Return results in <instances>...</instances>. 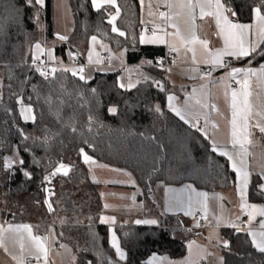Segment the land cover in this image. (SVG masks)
<instances>
[{
	"label": "trees",
	"instance_id": "16d2710c",
	"mask_svg": "<svg viewBox=\"0 0 264 264\" xmlns=\"http://www.w3.org/2000/svg\"><path fill=\"white\" fill-rule=\"evenodd\" d=\"M136 1L117 0L121 9L117 27L126 31L125 37H121L111 31L106 12L95 11L90 0H68L73 29L68 39L62 41L55 30L53 0H44L43 6L36 5L34 0L31 5L27 0H0V28L3 29L0 32V82L3 85L0 88L3 93L0 98V139L4 141L0 146V200L5 204L6 201L17 203L21 198H28L34 215L41 214L42 223L49 221V213H59L65 225L62 241L73 249L81 248L79 264H106L99 258L103 252H112L108 246V231L98 222L102 208L98 185L88 175L79 153L81 147L94 161L127 171L144 194H150L166 180L176 185L189 182L210 191L228 190L235 180L226 160L212 152L208 141L165 109V92L152 83L163 77V70L154 66L144 68L140 82L128 90L119 87L118 71L98 72L85 83L71 71H58L54 79L50 76L45 80L32 67L33 46L37 42L52 46L61 64H67L71 56L83 64L86 46L92 36L108 43L115 51L130 47L132 36L142 30L137 20ZM228 2L237 13L233 17L236 22L250 23L252 8L259 0ZM108 10L114 12V8ZM260 50L264 51V45ZM249 60L258 65L264 61V56L246 57L240 63ZM10 71L12 80L8 79ZM144 75L152 79L145 82ZM26 76L28 83L24 85L23 93L25 98L33 96L36 123H25L20 119L15 97L10 98L8 85L19 93L20 81ZM32 85L42 96L51 93L52 111L43 99L36 100ZM92 89H96L95 94ZM81 95L83 98L78 100ZM58 97L63 99L62 105L55 103ZM157 104L162 115L150 110ZM113 106L117 108V114H109L108 108ZM5 108L13 110L10 116L5 115ZM89 115L94 117L91 125ZM13 121L29 137L35 138V142L23 140L12 127ZM45 136L47 143L43 142ZM13 145L19 146V157L25 160L23 167L31 174V179L23 175L18 165H14L11 176L2 170V157L13 155ZM25 148L30 150L26 152ZM155 160L159 161L156 166L160 170L149 178ZM60 163L69 165L71 170L67 177H56V191L49 199L54 210L49 212L39 185ZM257 181L254 179L250 186V197L256 194ZM149 188L152 191L149 192ZM2 212L12 222L23 220ZM180 223L182 221L176 216H165L159 226H137L129 235L120 236L126 258L118 264H144L153 253L171 258L184 255L187 242L195 233L181 229ZM223 233L229 242V247L221 249L224 264H264V253L249 244L244 232L225 230Z\"/></svg>",
	"mask_w": 264,
	"mask_h": 264
},
{
	"label": "crops",
	"instance_id": "0c3cea01",
	"mask_svg": "<svg viewBox=\"0 0 264 264\" xmlns=\"http://www.w3.org/2000/svg\"><path fill=\"white\" fill-rule=\"evenodd\" d=\"M66 6L69 8V18L68 22L65 24V28L61 30L56 27L55 20V2L53 0V15H54V24L56 34L68 36L73 29V20L70 12V7L68 4V0ZM91 1V0H90ZM137 20L141 26V32L143 31L146 35H151L149 32L153 27V22L160 23L157 16H149L148 15V5L152 4V11L157 13L159 11L167 12V7L164 6L163 3L159 4L157 7V0H144L143 11L141 10L140 0H137ZM92 5V4H91ZM110 7V6H109ZM115 12V9H114ZM113 12V13H114ZM57 22H62L63 16L56 13ZM59 16V18H58ZM120 17V16H119ZM117 18V20L119 19ZM233 19V17H230ZM141 19L144 20V23H141ZM117 20L115 24L117 26ZM234 20V19H233ZM235 21V20H234ZM253 23V20L250 23ZM197 35L200 39L207 40L209 42L210 49H217L223 47V39L218 34V30L216 28L215 22L212 18H205L204 20H200L197 18ZM112 26V25H111ZM180 26L183 34L188 37L190 36V25L185 24L182 20L180 21ZM120 31L126 32L124 29H120ZM167 31H172V29H167ZM255 32V29L253 30ZM119 35L118 33H116ZM141 34V33H140ZM140 34L136 36H132L130 47H123L120 50H113L111 46L102 41L97 37V42L93 43L91 38L89 39L86 46V55L84 56L83 65L84 71L86 73V78L91 79L98 72H114L118 71V85L120 83H124L127 85L129 81L137 85V81L140 80L142 75V70L144 68L153 66V59L155 56L164 54L166 50H169L168 43L163 44H141L139 42ZM158 35H163L162 32H158ZM120 36V35H119ZM125 37V36H121ZM253 40H259L258 34L252 36ZM45 50H51L54 59L50 60L49 57L44 54L40 55V59H43L48 64H61L55 56V52L52 46L41 45ZM106 46V47H103ZM197 49V60L198 63L193 64L191 62V53H185L184 50H181L180 56H177L176 53V64L174 66L168 67L163 72V77L161 79H157L163 83L165 87V97H164V107L167 111V95L174 94L177 97L175 103L177 105H183L186 95L191 94L193 88L197 89V94L199 95V89L202 84L208 86L207 90L211 92L210 97L208 98V103L210 105H216L217 111H211V109H204L209 113V124H208V136L214 139L217 143L222 145L226 150L232 152L234 155L240 153V155L236 156L237 163L240 162V159L243 158L248 165L249 171L252 173L250 176V182L248 186L247 199L250 203H255L258 205H264V195H261L257 191L255 196L250 197L249 189L254 179L258 180L257 185L264 181L260 179L261 170L264 169V134L260 133L258 128H251L252 136L250 140L252 141L250 144L246 145V152L248 155L244 156L243 152L245 150H241L239 147L233 148L230 140V125L229 121L231 119V110L229 108V101L226 100L224 96V86L219 83H213V81H219L221 78H224L225 83L237 87L234 81H231L226 76V73L232 67H253L259 69L262 63L258 65L249 64V61L246 63H240V60H237L233 57H224L225 63L227 67H217L215 71L211 73L210 77L206 79H200V74L196 72L190 71L191 68H198L200 72L204 73L205 68H211V65H204L202 61L204 59L203 51L199 44L194 45ZM92 52V62H89L88 54L89 51ZM107 52L109 54V65L102 66L95 61L97 59H101L102 54ZM186 56V62L183 59ZM111 58V59H110ZM246 58V57H245ZM243 59V58H242ZM152 63L149 64L148 62ZM171 69V71H168ZM195 77V78H191ZM127 89V88H122ZM129 90V89H128ZM251 91L253 93L251 100L255 111L264 112V103L257 101V94L264 100V90H261L258 87V82L255 77L251 80ZM170 112V111H169ZM172 113V112H171ZM174 114V113H172ZM175 115V114H174ZM176 116V115H175ZM179 118V117H178ZM254 118L250 123L254 124L256 122ZM200 127L204 126V119L201 118ZM215 123L218 125V128L212 129L211 125ZM187 125V124H186ZM189 126V125H188ZM190 127V126H189ZM192 128V127H191ZM196 130L195 128H192ZM200 133V132H199ZM201 134V133H200ZM202 135V134H201ZM203 136V135H202ZM204 137V136H203ZM205 138V137H204ZM206 139V138H205ZM208 143L211 145V141L206 139ZM219 151V150H218ZM218 154V152H215ZM219 155V154H218ZM220 156V155H219ZM223 157L229 169H231V164L227 160L226 157ZM83 161V157H82ZM88 175L92 182L97 184V190L100 195V200L102 204V208L99 214L98 222L100 225L105 226L108 231V246L112 250V252H103L101 254V258L99 261H105L107 258H111L115 263H122L124 260H118V257L115 255L114 249L111 248L109 243V228H112L117 237L120 240V236H127L131 233V230L137 226H159L160 223L164 220L165 216H176L180 218L182 223H180L181 229H186L193 231L195 233L194 237H192L186 245V250L184 255L171 258L166 254H156L158 257H167L170 261H180L189 256V244H192V259L197 261V264H221L222 253L221 249L224 247L223 242L228 241L227 237L224 235L223 231L225 230H233L238 231L236 228L228 226L229 223L241 224V218L243 213L239 208L240 198L236 192V185L234 184L228 190H219V191H210L205 189H199L194 186L192 183L184 182L181 184H172L170 181H164L160 184V187H156L154 191L150 194H144L139 186L136 184L134 179L132 180L128 175L123 174L122 172H110L109 174L103 173L102 169L97 172L96 175H92L89 168L91 166L96 167L94 163H85L83 161ZM233 172V171H232ZM234 173V172H233ZM235 176V173H234ZM57 178L51 182L50 189L55 194V184L57 183ZM122 181V182H121ZM135 182L134 184L132 182ZM235 181V180H234ZM186 185H191L196 192H205L208 194L207 204H208V213L207 216H204L202 211L201 215L204 216V220L200 221L195 218V216H186L182 210H167L165 209V187H171L175 189H184ZM189 194V190L185 189L183 195L187 196ZM47 195V194H46ZM46 195L43 196V200H45ZM173 194H169L171 196ZM133 196L135 197L133 199ZM54 197L52 195L50 198ZM108 207H105V205ZM2 205V204H1ZM47 206V205H46ZM4 207L3 210H0V226L7 229L9 225H21L28 224L32 227V231L36 235L40 236H48L49 240L47 241V249L48 256L47 261L48 264H79L78 263V254L81 248L73 249L67 243L62 241L61 237L64 235L62 229L64 228V224L61 222L62 216L59 213L51 214L49 213V221L42 223L40 221L41 214L38 213L34 215V212L31 210V205L28 201V198H21L17 203L7 202L2 205ZM9 207V211L7 208ZM48 207V206H47ZM6 208V209H5ZM35 208V207H34ZM156 210L154 213L150 212V209ZM31 210V212H30ZM5 211L9 214L16 215L18 217H22L23 220L18 222H12L8 220L7 214L3 213ZM151 215H150V214ZM114 217L115 223H101L100 217ZM220 217L219 224L217 223L216 217ZM239 217V219H237ZM146 219H156L158 221L157 224H137L135 221L137 220H146ZM259 217L256 218V222H254L253 227L258 229V221ZM199 222V226L195 227L194 224ZM51 229V231H49ZM246 234V231H242ZM23 243H24V251L22 253L20 247V237L17 233L14 232H5L4 234V247H0V264H16L15 261L11 259L12 256L20 257L23 255L24 264H44V259L41 254L40 261L35 260V250L32 247L31 242L28 240L27 233H23ZM248 242L251 245V238L248 237ZM194 242V243H192ZM64 245L65 247H61ZM252 246V245H251ZM255 249V248H254ZM89 264V262L87 263ZM91 264H94L91 262ZM96 264V263H95ZM157 264H166L164 261H158ZM224 264V263H223Z\"/></svg>",
	"mask_w": 264,
	"mask_h": 264
},
{
	"label": "snow or ice",
	"instance_id": "6c2138e0",
	"mask_svg": "<svg viewBox=\"0 0 264 264\" xmlns=\"http://www.w3.org/2000/svg\"><path fill=\"white\" fill-rule=\"evenodd\" d=\"M29 5L33 4V0H27ZM36 5H44V0H34ZM163 3L167 7L168 11H159L158 14L152 11V4L148 5V15L157 16L160 23L153 22V27L151 29V35H146L143 31L140 34L139 42L141 44H163L168 43L169 51L171 53H176L177 56H180L181 50L183 49L185 53H191V62L193 64L198 63L197 60V49L194 45L199 44L204 55L202 62L204 65H211L207 76L204 73L200 72L198 68H191L190 71L200 74V79H206L211 76V73L215 71L217 67L223 68L227 67L224 57H233L237 60L250 57L253 55L264 56V51H261V46L264 45V0H259V3L252 8V20L253 23H239L231 19L230 17H236L237 13L230 5L228 0H157V7L159 4ZM92 8L95 11H104L109 16L107 23L112 25L111 31L118 33L120 36H125L123 31H120L116 26L115 21L121 14V9L117 4V0H91ZM141 10L143 11L144 0H140ZM109 6L115 9V12L109 11ZM197 18L204 20L205 18H212L215 22L218 34L223 39V47L217 48L215 50L209 48V42L207 40L200 39L197 35ZM183 21L185 24L190 25V36L186 37L180 26V21ZM141 23H144V20L141 19ZM172 29V31H167V29ZM255 29V32L253 31ZM3 29L0 28V32ZM158 32H162L163 35H158ZM258 34L259 40H253L252 36ZM60 40H67L68 37L64 35H59ZM91 41L93 43L97 42V37L92 36ZM34 52L32 53V65L35 66V71L39 73L40 76L44 77L45 80L49 79L51 76L55 78V74L58 71H71L73 76H76L78 73L79 79L87 83V78L82 74L84 69H57L43 67L47 62L40 60V55L46 54L50 60L54 59L51 50H45L42 48L41 44L37 42L34 46ZM106 47V46H103ZM39 53L40 55H37ZM89 62H92V52L89 51L88 54ZM111 59V58H110ZM186 62V56L183 58ZM39 61V65L37 62ZM96 63H101L100 59L95 61ZM149 64L152 62L149 61ZM162 65V61H160ZM173 63H176L174 58ZM252 63V60H249V64ZM171 71V69H168ZM143 75V74H142ZM226 76L229 80L234 81L237 85L236 88H231V85L225 83L224 78H221L219 81H213V83H219L224 86V96L226 100L230 97L229 108L231 110V119L229 121L230 125V140L233 148L239 147L241 150H245L243 155L246 156V145L250 144L252 141L250 137L252 136L251 128H258L259 132L264 134V112L255 111L256 107L251 97L253 95L251 91V80L253 77L256 78L258 82V87L261 90H264V64H261L259 69L253 67H232L226 73ZM195 78V77H191ZM9 80L14 79L11 71L9 72ZM151 77L146 75L143 76L145 82L151 80ZM140 81H137L139 83ZM28 83V77L26 76L24 80L20 81V92L12 91V85L9 84L10 98L15 97V104L17 105V111L19 112V117L25 123L29 122L36 123L37 117L35 115L34 106H33V96L29 95L25 98L23 93L24 85ZM153 85L157 87L161 92L165 91V87L160 81H152ZM2 82H0V88H2ZM120 88L132 89L136 87V84L129 81L127 85L124 83L119 84ZM208 86L202 84L199 89V95L197 94L198 90L193 88L192 93L186 95L183 105H177L175 101L177 97L174 94L167 95V107L168 110L174 113L180 120L185 124L189 125L192 128H195L196 131L200 132L206 139L211 141V150L212 152H218L220 156H224L231 164V169L235 173V185L236 192L240 198L239 208L242 213L247 215V224H235L229 223L228 226L236 228L238 231H246L247 236L251 238V245L258 252L264 253V205H258L255 203H250L247 199L248 186L250 182V176L252 173L248 169V165L243 158L240 159V162L237 163L236 156L240 155L237 153L234 155L232 152L226 150L222 145L217 143L214 139L208 136V124H209V113L203 111L204 109H211V111H217L216 105H210L208 103V98L211 95V92L207 90ZM33 94L36 97V100L39 101L43 99L44 103L49 106V110L53 109V98L51 93L48 96H42L40 91L36 88L35 85H32ZM93 94L96 93V89L91 90ZM2 91H0V98H2ZM81 95L77 99H82ZM257 101L264 103V100L257 94ZM57 105H62L64 103L62 98H57L55 101ZM127 103V102H126ZM59 111V108L56 109ZM157 114L162 115V109L159 104L155 105L153 109H150ZM11 108H5L4 113L7 116L12 114ZM116 107H109V114H117ZM204 119V126H199L200 119ZM254 118L256 122L254 124L250 123ZM89 124L94 120V117L89 115ZM7 124V121H4ZM103 126V125H101ZM12 127H15L19 135L23 140L27 141L35 138L29 137L22 128H19L15 121L12 122ZM212 129L218 128V125L212 123ZM75 131V129H73ZM91 131V128H89ZM141 135H144L141 133ZM48 137L43 138V142L47 143ZM3 139H0V146H3ZM88 144V141L84 142ZM93 147L92 145H89ZM162 147V146H160ZM30 149L25 148L24 151H29ZM219 150V151H218ZM80 155L83 157L85 163H94V160L89 156L84 147L79 149ZM39 163V161H36ZM159 163L158 160L153 162L152 172L148 173V177L158 172L160 169L156 166ZM25 160L22 157H19V146L13 145V155L3 156L2 157V170L11 176L14 165H18L19 169L22 171L23 175L31 179V174L24 170ZM70 171V166L60 163L53 171L49 172L43 177V181L47 184L51 183V178L57 173H63V175H68ZM114 171H122L119 169H114ZM125 175H130L125 172ZM261 181H264V169L260 173ZM122 182V181H121ZM135 183L134 181L132 182ZM160 187V185H157ZM258 191L261 195H264V182L257 185ZM185 189L189 190L187 196L183 195ZM44 191L47 193L44 200V204L48 206L49 212H52L53 206L49 201V197L54 195V192L45 187ZM148 191H152L151 188ZM165 209L167 210H182L186 216H195L196 211H202L204 216H207L208 213V204L207 198L208 194L205 192H196L191 185H186L184 189H175L171 187H165ZM169 194H173L169 196ZM135 197L133 196V199ZM105 207H108L106 204ZM259 217L258 229L253 227L256 218ZM217 223L220 222V217L217 216ZM239 219V217L237 218ZM101 223H115L114 217H100ZM64 223V221H61ZM137 224H151L155 225L158 223L156 219H146V220H137ZM195 227L199 226L197 221L194 224ZM51 231V229L49 230ZM5 232H14L17 233L20 237V247L23 253L24 243H23V233H27L28 240L31 242L33 249L35 250V260L40 261L41 254L44 259V264H48L47 256V241L49 240L48 236L36 235L32 231V227L28 224L21 225H9L7 229L0 226V247H4V234ZM109 243L112 249L115 250V255L118 257V260H124L126 258V253L121 246V242L112 228H109ZM194 243V242H192ZM224 247H229V242H223ZM61 247H65L61 245ZM189 256L180 261H170L167 257H158L155 253L144 262V264H157L158 261H164L166 264H197V261L192 259V244H189ZM11 259L16 262V264H24L23 255L20 257L12 256ZM91 264V262H89ZM106 264H114V261L111 258H107ZM118 264V262H117ZM221 264L223 260L221 258Z\"/></svg>",
	"mask_w": 264,
	"mask_h": 264
},
{
	"label": "built area",
	"instance_id": "2783aa9c",
	"mask_svg": "<svg viewBox=\"0 0 264 264\" xmlns=\"http://www.w3.org/2000/svg\"><path fill=\"white\" fill-rule=\"evenodd\" d=\"M149 34H151V31L149 32ZM174 58L176 59L175 54L171 53L169 50H166L164 52V54H161V55H158V56L154 57L153 66L163 70V72H164L168 67L174 66L176 64V63H173ZM40 60H43V59H40ZM100 60L102 61L101 63H99L100 65L108 66L109 65V54L107 52L103 53ZM160 61H162V65H161V63H159ZM176 62H177V60H176ZM37 64L39 65V61L37 62ZM32 67L35 69V66L32 65ZM43 67H46V68H49V69L53 68V67H55V68L64 67V68H68V69H80V68L84 69L85 66L83 64H79L76 61L75 56H71L70 57V61L67 64H56V65H54V64L46 63L45 65H43ZM208 71H209V68H205L204 69L205 76H207ZM82 74L85 76V71H83ZM79 75L80 74L78 73L76 76L79 77ZM155 81H157V80H155ZM232 88H236V87L233 86ZM199 126H200V123H199ZM51 171H53V170H51ZM56 177H57V175L53 176L51 178V182L54 181L56 179ZM50 184H47L43 180L41 181L39 187H40V190H41L43 196L46 195V192L44 191V188L45 187L50 188ZM195 218L197 220H200V221L204 220V216L201 215L200 212H197L195 214ZM240 223L244 224V225L247 224V215L246 214L243 213ZM199 264H203V263H199Z\"/></svg>",
	"mask_w": 264,
	"mask_h": 264
},
{
	"label": "rangeland",
	"instance_id": "374dc122",
	"mask_svg": "<svg viewBox=\"0 0 264 264\" xmlns=\"http://www.w3.org/2000/svg\"><path fill=\"white\" fill-rule=\"evenodd\" d=\"M54 2H55V12L57 13V14H59V15H62L63 17V20H62V22H57V19H56V13H55V22H56V27L58 28H60L61 30H63L66 26H65V24H66V22H68V18H69V8L66 6V4H67V1L66 0H54ZM41 6V5H40ZM58 18H59V16H58ZM58 28V29H59ZM35 50H34V47H33V52H34ZM30 121V120H29ZM94 165L96 166V167H93V166H91L90 168H89V170H90V172L92 173V175H96L97 174V172L99 171V170H101L102 169V172L103 173H107V174H109L110 172H112L111 170H113V172H122L123 174L125 173V172H127V171H124V170H122V171H114V169H117V168H113V167H110V166H107V165H104V164H101V163H98V162H96V161H94ZM119 170H121V169H119ZM128 173V172H127ZM132 180L134 179L131 175H128ZM135 181V180H134ZM47 194V193H46ZM4 205L3 204V202L0 200V210H3L4 209V207H2V205ZM6 209V208H5ZM9 209V207L7 208V211H9L8 210ZM156 210H153L152 208L150 209V212L151 213H154ZM150 214V213H149ZM151 215V214H150ZM115 251V250H114Z\"/></svg>",
	"mask_w": 264,
	"mask_h": 264
},
{
	"label": "water",
	"instance_id": "95a60500",
	"mask_svg": "<svg viewBox=\"0 0 264 264\" xmlns=\"http://www.w3.org/2000/svg\"><path fill=\"white\" fill-rule=\"evenodd\" d=\"M70 170H71V167H70ZM69 173H70V171H69ZM69 173H68V175H69ZM57 176H60V177H67L68 175H63V173L61 172V173H57L56 174Z\"/></svg>",
	"mask_w": 264,
	"mask_h": 264
}]
</instances>
